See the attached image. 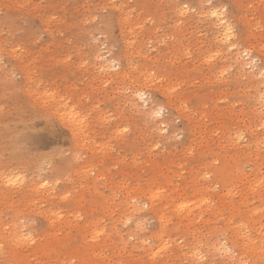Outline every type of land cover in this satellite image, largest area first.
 <instances>
[{
  "label": "rangeland",
  "instance_id": "obj_1",
  "mask_svg": "<svg viewBox=\"0 0 264 264\" xmlns=\"http://www.w3.org/2000/svg\"><path fill=\"white\" fill-rule=\"evenodd\" d=\"M263 92L264 0H0V264H264Z\"/></svg>",
  "mask_w": 264,
  "mask_h": 264
},
{
  "label": "bare ground",
  "instance_id": "obj_2",
  "mask_svg": "<svg viewBox=\"0 0 264 264\" xmlns=\"http://www.w3.org/2000/svg\"><path fill=\"white\" fill-rule=\"evenodd\" d=\"M217 12L218 14L216 15V16H213L212 15V12ZM210 14H209V16L210 17H212L214 20H215V25L218 27L217 29L218 30H220V31H218L219 32V34H218V36L219 37H221L220 39V41H222V43H226V42H228L230 39H231V31H229V29H232L231 27H229V25L226 23V21H225V19H224V17L222 16V12H218V11H216V10H212L211 12H209ZM214 25V26H215ZM87 32V31H86ZM231 47H234L233 46V44H228L227 45V48H231ZM94 54V53H93ZM100 57V56H99ZM112 60V59H111ZM112 62V61H111ZM117 62V61H116ZM110 64V63H109ZM111 64H113V63H111ZM104 65V64H103ZM116 68V67H115ZM105 69H107V70H109L108 69V67L107 66H102V70L103 71H105ZM122 71V70H121ZM2 73V72H1ZM125 74V73H124ZM120 75V74H119ZM115 76V75H114ZM125 75H123V77H124ZM110 77V76H109ZM11 78V77H10ZM259 92H261V91H259ZM129 94V93H128ZM133 94H134V97L135 96H137V98H138V100H140V99H142V96L144 95V92H143V94H142V91L141 90H139V89H135L134 90V92H133ZM132 95V94H131ZM133 96V95H132ZM258 96V95H257ZM125 98H126V96H124ZM144 98V97H143ZM136 99V98H135ZM260 99H262V100H264V92L261 94V96H260ZM126 100V99H125ZM123 102H124V100H122ZM143 103V102H142ZM145 105H147L146 103H144ZM143 104V105H144ZM149 104V103H148ZM135 105V104H134ZM264 106V105H263ZM67 110V109H66ZM139 110V109H138ZM61 111V110H60ZM62 111H63V109H62ZM68 112H63L62 114H61V116L62 117H64L65 119H67V122L69 123V124H71V125H74V124H76V123H78L77 122V120H76V113H73L70 109L69 110H67ZM129 111V110H128ZM148 112V111H147ZM151 112V111H150ZM79 124V123H78ZM148 126V125H147ZM156 130V129H155ZM157 134H158V132H157ZM8 178V177H7ZM9 179V178H8ZM10 180V179H9ZM3 183L4 184H6V186H9L10 185V183H9V181L8 180H6V181H3ZM12 185V184H11ZM43 187V185H40V188H42ZM150 195H152V194H150ZM150 197H152V196H150ZM154 197V196H153ZM15 232V231H14ZM17 233V232H16ZM15 233V234H16ZM18 234V233H17ZM97 234V233H96ZM16 236V235H15ZM19 239V238H18ZM25 240V239H24ZM24 240H23V242H24ZM17 241H19V242H22V239L20 238L19 240H17ZM33 241V240H32ZM29 242V241H28ZM15 243V242H14ZM224 245H222L221 246V248L219 249V250H223L224 252L227 250V249H225L226 247H223Z\"/></svg>",
  "mask_w": 264,
  "mask_h": 264
},
{
  "label": "snow or ice",
  "instance_id": "obj_3",
  "mask_svg": "<svg viewBox=\"0 0 264 264\" xmlns=\"http://www.w3.org/2000/svg\"><path fill=\"white\" fill-rule=\"evenodd\" d=\"M217 14H218V13H217V12H215V11H214V12H212V15H213V16H216ZM229 31H231V29H229Z\"/></svg>",
  "mask_w": 264,
  "mask_h": 264
}]
</instances>
